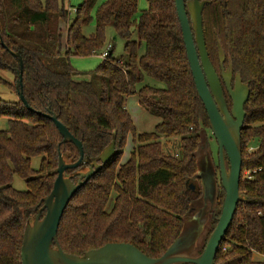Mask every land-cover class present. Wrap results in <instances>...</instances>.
Listing matches in <instances>:
<instances>
[{"label":"trees","instance_id":"16d2710c","mask_svg":"<svg viewBox=\"0 0 264 264\" xmlns=\"http://www.w3.org/2000/svg\"><path fill=\"white\" fill-rule=\"evenodd\" d=\"M205 1L203 28L210 60L218 72V37L226 66L231 61L234 74L239 73L250 88L241 131L244 199L214 264H251L254 253L264 255V0ZM97 2L83 0L78 5L63 52L61 24L68 22L70 11L60 0H0V37L6 45L0 42V69L11 71L16 84L3 82L18 93L20 65L13 52L19 53L22 91L34 109L19 99H0V115L9 125L0 130V264H22L26 225L34 221L53 189L59 151L67 163L80 157L72 142L63 141L47 113L56 114L83 144V162L65 172L74 184L84 180L81 174L90 168L87 158L98 161L116 134L114 155L83 184L64 212L57 236L64 252L83 256L107 243L124 242L160 258L182 235L186 216L203 197L196 176L202 133L210 122L196 89L175 0H147L148 7L140 12L139 0H106L97 8L95 33L87 37L83 27L91 22ZM110 25L125 41V56L114 57L112 45L97 70H76L71 55L89 56L102 49ZM133 27L139 40L133 39ZM142 45L145 52L139 55ZM146 77L164 86L144 84ZM130 95H138L146 111L159 119L156 132L136 131L126 108ZM129 133L135 146L123 161ZM161 137L179 139V151L165 152ZM38 156L41 161L35 169L32 160ZM214 168L217 190L220 186L218 208L209 212V229L198 255L219 221L226 195L219 164ZM15 175L25 180L27 190L14 188ZM112 193L116 196L108 209Z\"/></svg>","mask_w":264,"mask_h":264},{"label":"water","instance_id":"95a60500","mask_svg":"<svg viewBox=\"0 0 264 264\" xmlns=\"http://www.w3.org/2000/svg\"><path fill=\"white\" fill-rule=\"evenodd\" d=\"M192 1L194 8V26L191 24L185 0H175L176 9L196 89L207 111L213 136L218 143L220 180L226 193L219 221L211 233L203 252L196 258H167V255L171 253L174 245L181 236L165 255L160 258H151L133 244L124 242L107 243L98 249L87 251L83 256H76L64 252L57 237L64 212L83 184L112 158L116 149V134L113 136V141L99 156L98 161L100 160L101 163H98V161L92 162L91 159L87 158V161L90 162V168L86 173L81 174L84 180H80L78 184H74L70 178L65 176V172L68 169L79 167L83 162L85 156L83 144L58 119L56 114L47 113L46 115L60 131L63 141L72 142L77 147L80 157L76 162L67 163L64 160L62 152L59 151L58 175L55 179L53 189L44 198V205L39 210L34 221L26 225L21 252L22 264H172L173 262L214 264L220 244L231 225L238 203L244 199L240 191L243 164L241 131L245 123V104L250 96V88L248 84L243 83L241 75L237 73L235 76L237 84L234 89L230 88L228 83V89L233 101V106L229 109L220 76L210 60L206 48L203 28V9L207 1ZM0 42L5 45L1 37ZM217 44L219 53L222 56L224 50L218 37ZM13 55L18 59L20 65V73L17 81L19 100L29 110L33 111L34 109L28 104L22 91V57L19 53L15 52H13ZM222 61H225V55ZM229 67L233 75L231 61ZM196 177L201 179L203 195L205 196L207 183L201 174L200 163L199 173ZM213 184L215 187L213 190L215 202L217 192V172L215 168ZM191 188L194 189L195 186L191 185ZM213 191L211 192L212 195ZM44 210H46V213L41 217ZM203 228L204 224H200V228L197 231L198 238Z\"/></svg>","mask_w":264,"mask_h":264},{"label":"rangeland","instance_id":"374dc122","mask_svg":"<svg viewBox=\"0 0 264 264\" xmlns=\"http://www.w3.org/2000/svg\"><path fill=\"white\" fill-rule=\"evenodd\" d=\"M83 0H60V3L68 10L70 11L69 20L67 23L62 22V51L65 50V44H66V36H67V28L68 25H70L75 16L76 12L75 9L78 7L79 4L82 3ZM106 0H98L97 4L94 6L92 10V20L91 22L83 27V32L87 37H90L95 33V17H96V11L98 6L103 3ZM187 4V8L189 11V17L191 19V24L194 26V8H193V1L192 0H185ZM148 7L147 0H139L138 8L139 12L143 9H146ZM139 14L136 16L138 18ZM133 39L139 40L138 33L136 30V27H133ZM114 45V57H124L125 51H124V45L125 41L120 37L116 36L115 30L113 26L106 27L105 30V41L103 48L98 50L97 52L93 53L89 56H81V55H75L72 54L70 57L72 66L80 71V72H86V71H94L99 68L102 61L104 60L102 54L105 51H108L110 49V46ZM224 50V49H223ZM145 52V46L142 45L139 50V55H142ZM217 56L218 61V74L220 76L224 96L228 105V98L231 100V107L233 106V101L230 96V92L228 89V83L230 88L234 89L235 85L237 84L236 74L233 75L232 72H230V64L226 66L225 61H222V58L225 55L226 60V53L224 51V54L222 53V56L219 53L218 44L217 49L215 52ZM223 67H222V65ZM0 99L5 101H16L19 99L18 94L13 91L8 85H6L4 81L12 82L15 86L16 81L13 73L9 70H2L0 69ZM84 78H89V76H84ZM144 84H150L152 86L156 87H163L164 85L155 81L152 78L146 77ZM143 84H140L138 88H140ZM126 108L132 118L133 124L136 128V131L138 133H154L156 132V126L159 123V119L155 116L151 115L146 109L140 104L138 95H130L126 98ZM8 118L4 115H0V130H8ZM202 139L203 143L201 145V149L199 151V161L201 166V174L203 175L204 179L207 183V192L205 193V196L199 200H197L193 205V210L191 214L186 216L185 218V228L181 235V238L178 240V242L174 245L173 250L169 255H167V258H175V257H198V251L201 250L205 235L209 229L208 221H209V212L213 208H218L216 206V200L214 202V164L217 166L219 164V147L218 143L213 136L211 127L204 131L202 133ZM161 142L164 146L165 152L170 153H177L179 151V139H167L165 137H161ZM256 142H252L251 147L254 149L256 146H254ZM134 142H133V135L132 133H129L127 135L125 146H124V154H123V161H126L133 148H134ZM41 161V157H35L32 160V165L35 169L39 168ZM198 183H194L196 185ZM218 184H220L218 182ZM13 186L14 188L18 190H27V184L24 179H22L19 175L14 176L13 180ZM220 186L218 185L217 190V197L220 196L219 193ZM213 191V195L212 192ZM115 193L111 194L109 203L107 205L108 209H110L114 203L115 199ZM205 197V198H204ZM225 199V197H224ZM224 202V201H223ZM223 208V205H222ZM222 211V210H221ZM42 217V216H41ZM200 224L206 225L205 230L202 231V234L200 236V239L198 238L197 231L200 228ZM161 264V263H159ZM166 264V263H165ZM172 264H179V263H172Z\"/></svg>","mask_w":264,"mask_h":264},{"label":"crops","instance_id":"0c3cea01","mask_svg":"<svg viewBox=\"0 0 264 264\" xmlns=\"http://www.w3.org/2000/svg\"><path fill=\"white\" fill-rule=\"evenodd\" d=\"M206 225H204L203 230H205ZM208 226H209V224H208ZM201 234H202V232H201ZM201 234H200V236H201ZM200 236H199V239H200ZM251 264H264V255H261V254H258V253H254V255H253V263H251Z\"/></svg>","mask_w":264,"mask_h":264},{"label":"built area","instance_id":"2783aa9c","mask_svg":"<svg viewBox=\"0 0 264 264\" xmlns=\"http://www.w3.org/2000/svg\"><path fill=\"white\" fill-rule=\"evenodd\" d=\"M75 12H76V9H75ZM107 55H108V51H105V52H103V54H102L103 58H106ZM250 150H254V148L251 147ZM246 174H250V172H247Z\"/></svg>","mask_w":264,"mask_h":264}]
</instances>
